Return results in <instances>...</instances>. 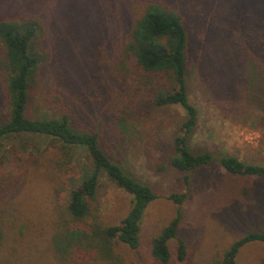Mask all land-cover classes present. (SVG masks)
<instances>
[{
	"label": "rangeland",
	"instance_id": "1",
	"mask_svg": "<svg viewBox=\"0 0 264 264\" xmlns=\"http://www.w3.org/2000/svg\"><path fill=\"white\" fill-rule=\"evenodd\" d=\"M149 3L177 0H0V20L35 18L42 26L37 45L46 60L30 91L27 116L67 115L75 127L100 132L108 152L160 197L146 211L140 247L122 248L132 264H157L151 240L176 213L167 197L186 191L185 174L165 162L183 110L150 107L123 115L120 109L136 79L131 65L121 63L122 48ZM179 7L191 40L190 98L199 111L191 148L264 166V51L257 40L264 31V0H184ZM3 57L0 42V121L9 116ZM13 138L0 156V264H58L51 237L56 202L67 196L55 191V149L38 155L36 146L47 141ZM30 158L36 163H27ZM63 179L68 191V176ZM130 205V195L102 179L98 206L107 223H118ZM182 210L178 238L187 258L170 264H215L234 241L264 231V178L233 176L212 163L192 176ZM177 244L169 243L174 255ZM236 262L264 264V243L245 245Z\"/></svg>",
	"mask_w": 264,
	"mask_h": 264
},
{
	"label": "trees",
	"instance_id": "2",
	"mask_svg": "<svg viewBox=\"0 0 264 264\" xmlns=\"http://www.w3.org/2000/svg\"><path fill=\"white\" fill-rule=\"evenodd\" d=\"M183 2L149 3L134 21L120 58L123 66L131 65L136 77L132 93L122 103V108L119 107L123 115L143 114L150 107H179L185 114L165 162L185 174L186 191L167 197L175 205L176 213L151 240L150 256L157 264H170L173 260L182 263L187 258L186 244L178 238V232L183 220L182 205L188 198L195 172L218 163L233 176L264 178V166L245 163L233 155L219 153L215 157L209 152H196L190 146L198 126L199 111L190 98L193 59L185 9L179 7ZM41 32L42 26L35 18L0 20L9 96V116L0 121V156L5 142L21 135H34L48 142L46 147L36 146L38 155L49 147L55 149L53 168L61 180L55 191L67 196L66 202L58 204L55 201L57 217L51 250L58 264H132L122 248L131 251L140 247L144 216L148 207L160 197L108 152L100 132L75 127L67 115L43 114L36 119L27 116L30 91L46 60L37 45ZM257 40L264 51V31L259 32ZM235 76L234 73L229 79L232 86ZM224 80L226 83L228 78ZM122 117L119 115L118 119ZM26 162L36 163L34 158ZM66 175L68 191L63 179ZM103 178L131 196L129 210L116 224L107 223L100 214L98 205ZM2 233L0 230V239ZM173 240L178 243L175 255L169 248ZM252 242L264 243V231L249 232L234 241L215 264H237L240 250Z\"/></svg>",
	"mask_w": 264,
	"mask_h": 264
}]
</instances>
